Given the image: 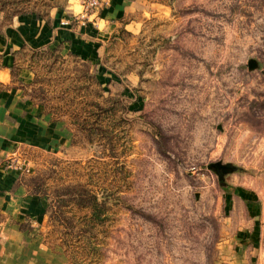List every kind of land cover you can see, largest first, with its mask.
<instances>
[{
    "label": "rangeland",
    "instance_id": "1",
    "mask_svg": "<svg viewBox=\"0 0 264 264\" xmlns=\"http://www.w3.org/2000/svg\"><path fill=\"white\" fill-rule=\"evenodd\" d=\"M14 1L0 34L17 10L49 20L84 0ZM132 1L95 58L59 60L75 71L45 86L61 121L29 88L32 49L12 54L0 264H264V0Z\"/></svg>",
    "mask_w": 264,
    "mask_h": 264
},
{
    "label": "crops",
    "instance_id": "2",
    "mask_svg": "<svg viewBox=\"0 0 264 264\" xmlns=\"http://www.w3.org/2000/svg\"><path fill=\"white\" fill-rule=\"evenodd\" d=\"M132 4V0H110V7L101 12L97 30H94L90 25L94 15L88 16L86 20H75L78 14H71L66 8H53L49 14V20H43L28 13L15 17L10 27L0 34V53L3 55L0 63V83L10 85V69L13 64L12 54L21 48L32 50L50 49L57 50L62 54L64 53V55L73 54L84 59L95 58L98 47V44L95 43L96 39L100 35H106L113 22L126 15ZM72 15V20H69ZM100 23L104 24L102 30H99ZM28 73L31 75L28 70L22 71L24 77H27ZM7 95L11 96L12 92L0 93V102L2 101V105L0 103L1 123L9 121L5 117L10 115L8 111L9 103L5 105V101L2 100ZM21 106H23V109H29V111L23 117L19 115V127L26 124V117L35 113L37 109L32 105L34 110H31L28 100L21 102ZM54 124L59 123L55 122Z\"/></svg>",
    "mask_w": 264,
    "mask_h": 264
},
{
    "label": "trees",
    "instance_id": "3",
    "mask_svg": "<svg viewBox=\"0 0 264 264\" xmlns=\"http://www.w3.org/2000/svg\"><path fill=\"white\" fill-rule=\"evenodd\" d=\"M26 1H30V0H26ZM42 2L46 6H49L47 2H44V1H42ZM0 11H2L3 13H6V12H4L5 11L4 8L1 9ZM26 13H27V11H25V10H17V11H15V13H12V14L20 15V14H26ZM8 14H10V13H8ZM16 15H14V16H16ZM37 17H41V16L37 15ZM30 51H31L33 57L41 62L40 64H37V66L35 65L36 67H38V70L36 72H34V79H33L32 84L29 87L30 89H33V87H35L36 85H38L40 87L41 98L40 99L36 98L38 101V102L36 101V104L43 106L45 114L50 115L52 121H61V118H64L67 115L61 113L59 107L52 106L49 104L50 102H49L47 96H48V94H50V91L47 88H45V86L50 85L55 79L58 81L60 79L61 74H63L64 71H66V74H70V75L74 74L75 71L73 69H72L73 72H71V70L67 71L66 69L61 70L62 68L58 67L60 64L59 60L62 63L67 61V59L71 60L77 64H78V61L81 63H84V64H85V62L78 59L77 56L72 55V54H69V55H67V58H64L60 55L59 51H57V50L40 49V50H30ZM76 60H78V61L76 62ZM32 66L33 65H28V68L33 70L34 66L33 67ZM11 76H12V74H11ZM64 80H70V77L65 76ZM97 85L100 86L98 84V82H97ZM31 91H33V90H31ZM73 115H74V117H76V114H73ZM70 117H71V114H70ZM68 123H69V125H72L70 123V121H68Z\"/></svg>",
    "mask_w": 264,
    "mask_h": 264
},
{
    "label": "built area",
    "instance_id": "4",
    "mask_svg": "<svg viewBox=\"0 0 264 264\" xmlns=\"http://www.w3.org/2000/svg\"><path fill=\"white\" fill-rule=\"evenodd\" d=\"M101 5V0H84L83 11L75 17V20H86L88 16L95 15Z\"/></svg>",
    "mask_w": 264,
    "mask_h": 264
},
{
    "label": "water",
    "instance_id": "5",
    "mask_svg": "<svg viewBox=\"0 0 264 264\" xmlns=\"http://www.w3.org/2000/svg\"><path fill=\"white\" fill-rule=\"evenodd\" d=\"M218 166H219V165H217V167H218ZM222 168L224 169V171H227V172H228V171H230V168H231V167H230V166H225V167H222Z\"/></svg>",
    "mask_w": 264,
    "mask_h": 264
}]
</instances>
